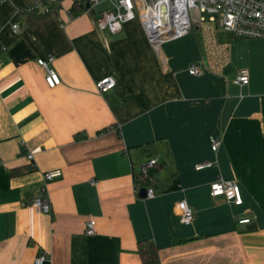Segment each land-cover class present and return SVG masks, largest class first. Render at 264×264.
Returning <instances> with one entry per match:
<instances>
[{
  "label": "crops",
  "instance_id": "crops-1",
  "mask_svg": "<svg viewBox=\"0 0 264 264\" xmlns=\"http://www.w3.org/2000/svg\"><path fill=\"white\" fill-rule=\"evenodd\" d=\"M31 1H0V264L39 254L43 264H141L144 240L159 264H264L263 41L204 21L153 48L137 20L100 29L105 2L34 13ZM47 54L53 87L35 62ZM240 68L245 85L232 81ZM105 76L114 86L100 94ZM149 158L147 198L134 180ZM51 170L60 175L44 180ZM217 178L237 182L240 205L209 196ZM38 194L48 213L31 206ZM180 198L193 210L187 225Z\"/></svg>",
  "mask_w": 264,
  "mask_h": 264
},
{
  "label": "built area",
  "instance_id": "built-area-1",
  "mask_svg": "<svg viewBox=\"0 0 264 264\" xmlns=\"http://www.w3.org/2000/svg\"><path fill=\"white\" fill-rule=\"evenodd\" d=\"M3 1V0H0ZM64 0H32L26 9L34 13H43L58 8ZM74 8L80 9L77 2L96 5L105 2L97 19L100 29L111 33L118 32L123 23L137 20L147 31L148 42L156 48L164 39L184 35L191 28L193 22H210L217 24L222 30L231 36L245 39H260L264 44V0H71ZM70 16V13H68ZM12 32L18 29L17 24L10 25ZM0 49H3L0 46ZM53 60L51 54L45 59L37 58L36 64L44 70V82L48 87L59 83L57 74L51 69ZM188 73L199 74V69L194 65L188 67ZM248 71L245 68L237 70L233 77V83L245 85L248 83ZM98 93L104 94L114 86L113 78L105 76L95 82ZM210 149L215 151L219 145V139L210 135L208 137ZM30 159L31 154L27 153ZM156 164L155 158H149L139 167V174L146 176L149 169ZM209 166V163L197 164L195 169ZM60 175L59 170H51L43 174L44 180H50ZM41 188V193L44 192ZM208 194L213 198H223L232 205H240L242 202L240 189L236 181L217 178L209 184ZM145 197L153 196L151 187L145 188ZM31 206L39 212L48 213L49 202L44 194L34 196ZM178 220L182 225L189 224L193 219V210L187 202L180 198L175 203ZM239 224L249 222L247 217L239 216L236 219ZM94 232V220L89 218L84 222V233L91 235ZM45 256L39 254L34 257L32 264H43Z\"/></svg>",
  "mask_w": 264,
  "mask_h": 264
},
{
  "label": "trees",
  "instance_id": "trees-1",
  "mask_svg": "<svg viewBox=\"0 0 264 264\" xmlns=\"http://www.w3.org/2000/svg\"><path fill=\"white\" fill-rule=\"evenodd\" d=\"M79 7L83 5L81 2H77ZM18 173L12 171L11 174ZM134 184L137 190L140 188L151 187V175L148 173L146 176L138 174L134 180ZM138 254L140 257L141 264H159L156 248L150 241L144 240L137 245Z\"/></svg>",
  "mask_w": 264,
  "mask_h": 264
},
{
  "label": "water",
  "instance_id": "water-1",
  "mask_svg": "<svg viewBox=\"0 0 264 264\" xmlns=\"http://www.w3.org/2000/svg\"><path fill=\"white\" fill-rule=\"evenodd\" d=\"M88 5H86V7H87ZM138 194L140 195V196H144L145 195V188H140L139 189V191H138Z\"/></svg>",
  "mask_w": 264,
  "mask_h": 264
}]
</instances>
